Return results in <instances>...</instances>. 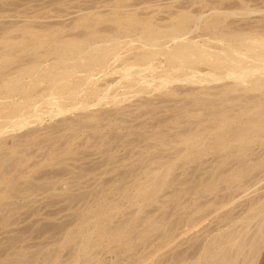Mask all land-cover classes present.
I'll list each match as a JSON object with an SVG mask.
<instances>
[{"label":"rangeland","instance_id":"rangeland-1","mask_svg":"<svg viewBox=\"0 0 264 264\" xmlns=\"http://www.w3.org/2000/svg\"><path fill=\"white\" fill-rule=\"evenodd\" d=\"M92 4L93 6H90ZM229 10H236L237 13L228 15L226 11ZM179 14L180 16L190 14L195 18L192 28H195L194 24H197L199 28L191 34L198 37V40H204L213 33L220 35V29L224 27L227 29L228 25L246 28L255 23L253 27L257 26V29H261L258 32L264 31V0H0V77L4 75V79L0 78L1 86L5 83L3 80L15 77L20 68H26L34 62L42 64L45 69L51 68L55 63L57 67L65 66L67 64L65 58L58 57L55 50H52V48H62L61 44H56L57 42L67 43L100 37L96 43L99 46L102 39L106 37L103 39L106 41H103L104 45L113 46L116 43L113 38L124 41L121 44L120 56L111 63L109 68L97 74L99 77L97 85L101 87V93L104 92L99 101L96 98L77 97L67 102L59 101L57 107L50 106L44 104L46 102L42 100L50 92L46 89L45 94L40 96V104L43 102L41 109L43 111L45 109L42 116L30 115L26 118L24 123L26 125H8L0 129V264H10L15 261L20 264H89L90 262V264H136L137 260L133 262V259H138L142 243L152 241L156 234L148 238L145 236V239L144 233L135 235L138 229L143 228V226L135 227V222L144 221L151 214L155 216L158 214L159 217H166L163 226L167 229L177 219L189 213H192L193 219L197 217L199 220L192 221L195 223L190 224L187 232L181 235L180 239L185 242L183 246L195 239L200 242L197 235L200 237L202 234V239L207 237V242L210 244L215 236L217 238L219 235L230 233V230L233 231L238 224L239 226L246 224V227L242 226L238 233L239 236H243L240 239L242 242L236 243L241 244L242 247L237 251V245L234 246L236 251L233 255L231 253L237 258L234 259L229 255V261L231 264H264V230L258 232V224L264 216V142L262 141L264 130L259 129L261 125H254V129L258 127V133L250 132V134L255 135L254 138L257 140L250 143L248 139H245L243 146L237 142L230 143L227 147L221 145L225 138L221 135L223 131H230L227 138H231L235 135V131L238 132L235 124L251 123L244 117L241 118L238 113L240 106L246 100H242L240 105L237 104L239 99H230L234 93L224 95L220 99V95L215 93H218L225 81L217 79L212 82L203 81L213 79L214 76L211 75L203 74L204 83L191 84V81H185L183 72H174L176 81L170 77L168 86L159 89L151 88V90L143 89L144 82L136 85L128 84L127 79L124 78V74L133 77L135 69L138 68L136 66L130 68L123 63L126 60H134L135 56L142 51L139 48L142 42L138 40V35L141 34L143 26L149 23L157 31L165 32ZM202 14H204L203 18L197 19ZM219 18L227 25L223 24L224 27L222 24L216 25L218 27L214 26L215 24L210 25L213 21L214 23L219 21V24L221 22ZM31 20L32 24L37 23L38 26L37 24L30 26ZM40 23L48 26L44 25V27ZM86 23L87 26H85ZM248 23L250 25L246 26ZM9 24L13 26L10 27ZM240 25L244 26L240 27ZM25 32H28V35ZM13 33L16 34L13 35ZM20 33L21 35L24 33L23 36ZM66 33H69V36L68 34L66 36ZM164 35L165 33L161 34L159 42L161 44L168 42V39L162 38ZM16 44H22V48ZM96 44L93 45L96 46ZM165 44L163 48L166 47ZM211 44L218 43L213 41ZM50 47L51 50L45 52ZM147 50L150 51V49ZM93 51H91L92 55H95L96 51ZM91 52L85 56L91 55ZM39 53H42L43 57ZM31 54L33 58H35L34 54L37 55L36 58L38 56L40 58L31 61L32 57L28 59ZM4 58L8 60L4 61ZM23 58L24 64H22L23 60H20ZM70 58L71 62H74V56ZM163 58V55H158L153 64H149L157 66ZM70 60L69 64H71ZM12 65L15 66L12 67ZM2 69L7 71L2 72ZM43 70L38 71L39 73L37 72L33 78L25 77L24 81L27 84L31 86L33 83L31 86V89L35 88L33 91H38L40 82L44 84V86L40 84L43 88L51 84L50 81L39 82L37 79ZM158 72L155 71L157 75H159ZM146 73L150 74L152 70L145 72V75H148ZM80 74L78 78L75 76L71 80L76 82L80 79ZM157 75H151L155 79L150 76L149 81H161L159 77L157 79ZM201 75L198 73L189 78L199 80L202 79ZM210 82L214 88L211 87ZM207 86L214 90V93L209 96L211 88L207 90ZM177 87L179 91L169 92L171 88ZM204 87L205 92L208 91L207 95L203 92ZM104 88L108 90L106 94ZM198 95L205 98L202 99ZM194 97L200 98L201 102L204 101L197 103ZM205 99H207L206 102ZM192 107L197 109L194 110ZM231 112L233 114L227 117V114ZM214 116L217 120H211ZM257 117L263 118L264 115L259 114ZM74 119L77 123L75 121L70 123ZM227 119H230L229 123L225 124ZM30 130L34 132H29ZM19 133H21L20 138L25 135V140L15 139ZM29 133L32 134L29 135ZM185 139L186 143H184ZM15 141L17 143L13 144ZM239 145L242 148L238 149ZM243 150H246V155L238 159L240 154L245 152ZM222 155L226 159H223L225 157ZM257 155H261L258 160ZM251 158H254L255 163L253 159L252 163L247 162ZM169 165L171 168L168 175L161 185L156 187L152 183L153 171H163ZM253 173L255 175H251ZM249 176L251 177L248 178ZM158 179L156 178L155 182ZM242 182L245 183L242 184ZM145 186L148 193H152L151 196L144 192ZM232 186L234 188H231ZM142 187L143 191L140 192ZM222 193L223 196H221ZM259 194L263 196L260 198ZM109 212L111 214L114 212L113 216ZM143 217L144 219H141ZM249 220L250 223L247 224ZM117 223L123 226H114ZM109 224H113L115 228ZM80 226L85 227V230ZM117 227H119L118 230ZM79 229H82V232ZM126 230H129V235L124 238L121 233ZM248 230L247 235H244ZM131 234L135 235V238L134 242L129 244ZM253 239L256 247H251ZM97 240L99 242L96 244ZM92 241H95L96 245L94 242L93 245ZM231 241L223 239L221 246L228 247ZM90 243L94 246L93 249L87 245ZM103 243L105 246H102ZM71 247L72 251H70ZM212 247L207 252L209 255L203 253L196 264L220 262L218 256L217 259L210 256L212 251L214 253L220 247ZM98 248L100 250L104 248L102 252L99 250L101 254L97 252ZM124 249L130 252L126 254ZM169 253L167 251L162 256L153 257L152 264H157ZM205 255L206 258H204ZM208 256L212 260L215 259L214 262ZM89 258L93 260H88Z\"/></svg>","mask_w":264,"mask_h":264},{"label":"bare ground","instance_id":"bare-ground-1","mask_svg":"<svg viewBox=\"0 0 264 264\" xmlns=\"http://www.w3.org/2000/svg\"><path fill=\"white\" fill-rule=\"evenodd\" d=\"M2 5V4H1ZM95 5V4H94ZM90 6H93L90 5ZM88 7V6H87ZM86 7V8H87ZM4 9V8H3ZM6 9V8H5ZM84 9V8H83ZM249 9V8H247ZM97 10V9H96ZM257 11V10H255ZM175 12V11H174ZM187 12V11H186ZM251 12V10H250ZM253 12V11H252ZM83 13V12H82ZM98 13V12H96ZM182 13V12H181ZM226 13L228 15H234L237 13V11H226ZM258 13V12H257ZM226 14V16H227ZM92 15V14H91ZM114 15V14H113ZM225 15V13H224ZM45 16V15H44ZM62 16V15H61ZM196 16V15H195ZM198 16V15H197ZM204 16V14L200 15L199 17H197V19H202ZM11 17V16H10ZM225 17V16H224ZM226 18V17H225ZM83 19V18H81ZM3 20V19H2ZM35 20V19H34ZM77 20V19H76ZM195 18L190 15V14H182L180 16L179 14V17H176L169 25V28L167 30H165V32H160V31H157L156 28H152L151 25L149 23H146L145 26H143L144 28H142L141 30V34L138 35L139 36V39L140 42H142V44L139 46L140 49H142L141 52H139L136 56H135V59L132 61L130 60H126L123 64L127 67H138L137 69H135L134 71V75L133 77H128L124 74V78H126L127 80V83L128 84H138L140 82H144V86H143V89L144 90H151L152 89H159V88H163L164 86H168L167 84H169L170 82V77H173L172 79L175 80L177 78H174L176 77L175 76V73L176 72H183L182 75L185 76V81L186 80H189L191 81L190 83L191 84H194V83H198V82H203V81H214V80H221V81H225L220 87L218 93H215V94H219L220 95V99L221 97H224V95H229V94H233L231 95L232 97L229 98L232 99V98H236V99H239L237 104H241L242 100H246L240 107V117H244L245 120L247 119V122H251L249 125L248 124H235V128L238 130V132L235 131V135H233V137L231 136V138H227L228 134H230L229 132L230 131H223L221 133L222 136H224L225 138H223V143H221V145H223V147H227L229 146L230 143H234V142H237V143H240L242 146H243V143L245 142V139L251 143L252 141H256L257 139L254 138V136H252V134H250V132H253L254 134L258 133V127L254 129V125L255 126H259V129L260 130H264V117L263 118H258L257 116H259V114H262L264 115V31L263 32H258L259 29H257V26L256 27H253L255 26L256 24L254 23L252 26L250 25V23H248L246 26L250 25V27H246V28H236V27H230L229 25L226 27L227 29H225V24L223 22V20L220 18L218 20H220L221 22L218 24L219 21H217V23H213L210 25H223L224 28H221V34L220 35H217L215 33H213L212 35L208 36L207 38H205L204 40H198L196 38V36H192L191 33H194L195 30H198L199 26L197 24H194L195 28H192L193 25L192 23L194 22ZM225 20V19H224ZM4 21V20H3ZM9 21V20H7ZM38 21V20H36ZM43 21V20H42ZM58 21V20H56ZM198 21V20H197ZM216 21V20H215ZM252 21V20H251ZM6 22V21H5ZM10 22V21H9ZM32 24V20L30 21ZM47 22V21H45ZM63 22V21H62ZM117 22V21H116ZM152 22V20H151ZM250 22V21H249ZM15 23V22H14ZM13 23V24H14ZM18 22H16L17 24ZM49 23H52L49 21ZM154 23V22H153ZM8 24V23H7ZM6 24V25H7ZM15 24V25H16ZM22 24V23H21ZM26 24V23H25ZM34 24H37V23H34ZM34 24L30 25V26H34ZM43 25V23H40ZM53 24V23H52ZM62 24V23H60ZM242 24V23H241ZM4 25L5 27L9 28V26H6ZM10 25V24H9ZM26 25H29V24H26ZM40 25V26H42ZM46 25V24H44ZM43 25V26H44ZM89 25V23H88ZM92 25V23H91ZM94 25V24H93ZM245 25V24H244ZM244 25H240L241 26H244ZM3 26V28H4ZM13 26V25H10V27ZM29 26V27H30ZM38 26V24H37ZM48 26V25H46ZM50 26V24H49ZM55 26V25H54ZM85 26H87V23L85 24ZM216 26V27H218ZM15 27V26H14ZM28 27V28H29ZM45 27V26H44ZM51 27V26H50ZM67 27V26H66ZM215 27V28H216ZM221 27V26H220ZM219 27V28H220ZM262 27V26H260ZM1 28V27H0ZM18 28V27H17ZM58 28V27H56ZM63 28V27H62ZM68 28V27H67ZM98 28V27H97ZM105 28V27H104ZM104 28H101V29H104ZM141 28V27H140ZM214 28V29H215ZM218 28V29H219ZM256 28V29H254ZM5 29V28H4ZM19 29H20V26H19ZM22 29V28H21ZM160 29V28H159ZM2 30V29H1ZM27 30V29H26ZM40 30V29H39ZM55 30V29H54ZM65 30V29H64ZM105 30V29H104ZM216 30V29H215ZM261 30V29H260ZM259 30V31H260ZM46 31V30H45ZM30 32V31H29ZM84 32V31H83ZM88 32V31H87ZM86 32V33H87ZM196 32V31H195ZM8 33V32H7ZM10 33V32H9ZM22 33V32H21ZM20 33V35H21ZM26 34L28 32H25ZM78 33V32H77ZM85 33V34H86ZM165 33L164 36H162V38H166L168 39V42L163 43H159L160 42V39H161V34ZM204 33V32H203ZM11 34V33H10ZM16 34V33H13V35ZM24 34V33H23ZM23 34L21 36H23ZM69 36V33H66L65 35ZM71 34V33H70ZM73 34H76V33H73ZM81 35L83 33H80ZM79 34V35H80ZM20 35H17V36H20ZM28 35V34H27ZM26 35V36H27ZM40 35V33H39ZM57 35V34H56ZM84 35V34H83ZM197 35V34H196ZM8 36V35H7ZM10 37H12V35H9ZM16 36V37H17ZM24 36V37H26ZM15 37V36H14ZM28 37V36H27ZM60 37V36H59ZM50 38V37H49ZM106 38V37H105ZM103 38V39H105ZM111 39V37H109ZM20 39V38H19ZM61 39V38H60ZM75 39V38H74ZM100 37H94L92 39H83V40H80V41H69L67 43H63V42H57L56 44H61L62 45V48L59 46V48L61 49H54L52 48V50H55V53L58 54L59 56L58 57H62V58H65L64 60L67 61V64L65 62L62 63L64 64L65 66L63 67H57L55 64H52L54 66H52L51 68H43L42 64H36L35 62L32 63L30 66L26 67V68H20L21 70L17 73V75H15V77L11 78V79H5L3 81H5V83L1 86L3 88L0 89V129L1 128H4L6 126H14V125H23L25 122H26V118H28L30 115L31 116H37V117H40L44 114L45 112V109L43 111V109H41V98L40 96L41 95H44L45 92H46V89L50 90V92H48L49 94H47V96H44V98H42V100L46 103L44 104H49L50 106L51 105H56V107L58 106V104L63 101V102H67L69 100H72V99H77V97H82L84 99L86 98H96L98 101L99 99H101V95H104V92L103 94L101 93L100 89L101 87H99V85H97V80L99 77H97V74L98 73H101L103 70L109 68V66L111 65V63L113 61H115L119 56H120V49H121V44L124 42V41H117V39L113 38L114 40H116V43L113 45V46H107V45H104L105 44V40L102 39V42L103 43L102 45L99 44V46H97V42L99 41ZM109 39L110 42H113ZM122 39V38H121ZM163 40V39H162ZM165 40V39H164ZM32 41V40H31ZM42 41V40H41ZM105 41V42H103ZM108 41V42H109ZM213 41H216L218 44L216 45H212L211 43ZM8 43V42H7ZM37 43V42H36ZM41 43V42H40ZM114 43V42H113ZM9 44V43H8ZM38 44V43H37ZM36 44V45H37ZM55 44V42H54ZM93 44H96V46H94ZM109 44V43H108ZM163 44L166 45V47H168V49H165L166 47L163 48ZM16 45H20V47L22 46V44H16ZM24 45V44H23ZM25 45H27L25 43ZM33 45V44H32ZM35 45V44H34ZM112 45V44H111ZM14 46V44H13ZM30 46V44H29ZM45 46V45H44ZM49 46V45H48ZM162 46V47H161ZM17 47V46H15ZM36 47V46H35ZM41 47V46H40ZM39 47V48H40ZM19 48V46L17 47ZM22 48V47H21ZM27 48V46H26ZM14 49V47H13ZM147 49H150V51H148ZM16 50V49H15ZM18 50V49H17ZM29 50V48H28ZM51 50V47L49 48V50L47 49L45 52L47 51H50ZM95 50L96 52L94 53L95 55H92L93 53L91 51ZM20 51V50H18ZM16 52V51H14ZM13 52V53H14ZM91 52V55L89 56H85L86 54H89ZM94 52V51H93ZM10 53V52H9ZM24 53V52H23ZM35 53V52H34ZM43 53V52H42ZM42 53H39L40 55ZM28 54V53H27ZM53 54V52H52ZM35 55V58H33V54H31V56L29 57L28 56V59L32 57L31 61L32 60H35L37 58H40V56H38L36 58V54ZM158 55H163L164 58L163 60H160L159 61V65H153L151 66V64L149 63H152L154 62V60L156 59V57ZM11 56V55H10ZM42 56V55H41ZM45 56V55H44ZM48 56V55H47ZM50 56V55H49ZM74 56V62H71V58ZM3 57V56H2ZM6 57V55H5ZM12 57V56H11ZM43 57V56H42ZM52 57V56H51ZM55 57V56H54ZM5 59V58H4ZM28 59H27V62H28ZM46 59V57L44 58ZM55 59H59V58H55ZM61 59V58H60ZM3 60V59H2ZM8 60L5 59L4 61ZM20 60H23V63L24 64V58L23 59H20ZM41 60V59H40ZM54 60V59H52ZM70 60L71 64L68 63V61ZM30 61V60H29ZM48 61V60H47ZM61 61V60H60ZM59 61V62H60ZM21 62V61H20ZM50 62V61H49ZM58 62V64H59ZM45 63V62H44ZM43 63V65H44ZM51 63V62H50ZM21 64V63H20ZM2 65V64H1ZM46 65V63H45ZM61 65V64H60ZM202 65H205L206 68H203L205 66L202 67ZM5 66V65H4ZM15 66V65H14ZM12 65V67H14ZM16 66H17V63H16ZM18 67V66H17ZM7 68V67H6ZM11 68V66H10ZM9 68V70H10ZM55 68V69H54ZM8 69V68H7ZM44 69V70H43ZM1 70V69H0ZM2 69V72H5L7 70H4ZM42 71V73L40 75H38V80L39 82L40 81H46V82H49L50 81V85L48 87H45L43 88L42 86H44V84L42 85L41 82L39 85V89H37L38 91H33V89H31V86L33 85V83L31 84V86L29 84L26 83L25 80V77L26 76H30L31 78H33V76L38 72V71ZM113 70V69H112ZM115 70V69H114ZM148 70V71H147ZM152 70V73L148 74V75H145V72H149ZM207 70V71H206ZM155 71H159V75H157L155 73ZM162 71V74H160ZM14 72V71H13ZM111 72V71H110ZM165 72V73H164ZM175 72V73H174ZM39 73V72H38ZM79 73L80 74V79L77 80L76 82H74L73 80L71 79H74L72 77H77L79 76ZM108 72H106L107 74ZM153 73H155L154 75H157V79H162L161 81L157 82V80L153 81H149V77L153 75ZM164 73V74H163ZM198 73H201V77L202 76H214L213 79H209V80H203L204 77H202V79H197V80H193V79H190L189 77H191L192 75H197ZM8 74V72H7ZM11 74V73H10ZM111 74V73H110ZM204 74V75H203ZM37 75V74H36ZM4 76V75H3ZM3 76H1L3 78ZM152 76L150 78H152ZM0 77V78H1ZM156 77V76H155ZM159 77V78H158ZM200 77V78H201ZM78 78V77H77ZM181 78V77H180ZM179 78V79H180ZM4 79V78H3ZM152 79H155V78H152ZM184 79V78H182ZM196 79V78H194ZM205 79V78H204ZM2 80V79H0ZM27 80V79H26ZM181 80V79H180ZM203 80V81H202ZM33 81V80H32ZM176 81V80H175ZM179 81V80H177ZM182 81V80H181ZM2 82V81H1ZM0 82V83H1ZM38 82V81H37ZM207 82V83H208ZM211 82L209 84H211ZM204 83V82H203ZM202 83V84H203ZM49 84V83H47ZM221 84V83H220ZM197 85V84H196ZM206 85V84H205ZM215 85V84H214ZM46 86V85H45ZM109 86V85H107ZM131 86V85H129ZM213 85L211 84V87ZM35 87H37V83H35ZM187 87V86H186ZM198 87V86H197ZM210 86L208 87L207 86V90L211 88ZM43 88V89H41ZM107 88V87H106ZM189 88V87H188ZM205 88V87H204ZM214 88V87H212ZM211 88V89H212ZM41 89V90H40ZM108 89V88H107ZM170 89V88H169ZM180 89V87H179ZM211 89L209 90V93H208V96L209 94H213L214 93V90L211 91ZM105 90V88L103 89ZM183 90V89H181ZM187 90V89H186ZM190 90V88H189ZM206 88L203 90V92H205ZM108 90H105V94ZM179 91L178 90V87L177 88H171V90L169 92L171 93H175ZM184 91V90H183ZM33 92H36V93H33ZM189 92V91H188ZM203 92H201V94H204ZM208 91L205 92V95H207ZM217 92V91H215ZM167 93V92H166ZM108 94V93H107ZM223 95V96H222ZM199 96V95H198ZM214 96V95H213ZM189 97V96H187ZM191 97V96H190ZM189 97V98H190ZM200 98L204 96H199ZM207 97V96H206ZM116 98V96H115ZM199 98V99H200ZM205 98V97H204ZM209 98V97H207ZM216 98V97H215ZM195 99V97H194ZM198 98H196L195 100H197L196 102L198 103L200 100ZM201 99V100H202ZM223 99V98H222ZM228 99V98H227ZM116 100V99H115ZM195 100H194V103H195ZM207 99H205V102H206ZM60 101V102H59ZM204 101V100H203ZM202 101V102H203ZM240 101V102H239ZM200 101V103H202ZM246 104V105H245ZM262 104V105H261ZM48 105V106H49ZM89 105V104H88ZM201 105V104H200ZM238 105V106H239ZM44 106V105H42ZM49 106V107H50ZM46 107V105H45ZM48 107V108H49ZM190 108V107H189ZM192 109H194L192 107ZM197 109V108H195ZM194 109V110H195ZM235 110V109H234ZM236 110H238L236 108ZM235 110V111H236ZM47 111V110H46ZM53 112V111H52ZM47 113V112H46ZM45 113V114H46ZM49 113V112H48ZM212 113V112H211ZM237 113V112H236ZM233 114V112L227 114V117L228 116H231ZM54 115V114H53ZM52 115V116H53ZM214 115V114H213ZM233 117V116H232ZM262 117V116H261ZM212 119L211 120H217V118L214 116V117H211ZM214 118V119H213ZM240 119V118H239ZM203 120V119H202ZM219 120V119H218ZM229 120L230 119H227L225 124L229 123ZM243 120V119H242ZM43 121V120H42ZM73 122H70V123H77V120H72ZM75 121V122H74ZM241 122V121H240ZM237 123V122H235ZM47 124V123H46ZM50 124V123H49ZM26 125V124H24ZM70 125V124H69ZM72 125V124H71ZM199 125V124H198ZM44 126V125H43ZM42 126V127H43ZM48 126V124H47ZM50 127V126H49ZM46 128V127H44ZM43 129V128H42ZM33 130V129H32ZM40 130V129H39ZM204 130V129H203ZM29 132H34V131H29ZM36 132V130H35ZM260 132V131H259ZM25 133V132H24ZM32 133H29L32 134ZM20 134V135H19ZM17 135V137H15V139H17V141H19V138L21 136V133H19ZM193 134V133H192ZM247 134H249L248 136H246ZM195 135V133L193 134ZM264 135V133H263ZM191 136V135H190ZM218 136V135H217ZM25 135L22 136V138H20V141L22 140H25L24 139ZM196 137V136H195ZM220 137V136H219ZM30 138V137H29ZM258 138V137H256ZM189 138L187 137V140ZM259 139V138H258ZM196 140V138H195ZM226 140V141H225ZM17 141H15L13 144H16ZM186 143V139L184 140ZM261 141V140H260ZM262 141L264 142V138L262 139ZM261 141V142H262ZM260 142V143H261ZM194 143V142H193ZM12 144V146H13ZM20 144V143H19ZM4 145V144H2ZM1 145V146H2ZM18 145V144H17ZM241 145H239V148H242ZM238 147V146H237ZM248 149V148H247ZM250 149V148H249ZM18 151V150H17ZM245 152L243 153H239L240 156L238 159L244 157L246 155V150H243ZM238 154V155H239ZM228 155V154H227ZM223 156V155H222ZM229 156V155H228ZM261 155H257V160L259 159ZM221 157V156H220ZM225 157V156H223ZM222 158V157H221ZM263 158V157H262ZM223 159H226L223 158ZM222 159V160H223ZM248 159V158H247ZM246 159V160H247ZM253 159V162H254V158H251L250 161L247 160L248 163H252L251 160ZM256 160V161H257ZM224 161V160H223ZM259 162V161H258ZM255 163V162H254ZM171 166H167L165 168V170L161 171V170H154L152 175H153V178H152V183H154V185L156 187H159L161 185V183L164 181L165 177L168 175L169 173V170H170ZM245 171V170H243ZM248 171V170H247ZM242 172V171H241ZM242 174V173H241ZM251 175H255L254 173L251 174ZM239 177V176H237ZM251 176H249L248 178H250ZM253 177V176H252ZM156 178H159L158 181L155 182V179ZM248 181V179H247ZM238 182V181H237ZM236 182V183H237ZM253 182V181H252ZM245 182H242V184H244ZM237 185V184H236ZM235 185V187H236ZM248 185V184H247ZM230 188V187H229ZM231 188H234L233 186ZM221 189V188H220ZM245 189V188H244ZM143 191V187L140 188V192ZM157 191V189H156ZM226 191V190H225ZM139 192V191H138ZM144 192L147 194V195H150L152 193H148L147 191V186H145L144 188ZM142 192V193H144ZM212 192V191H211ZM214 192V191H213ZM233 192V191H232ZM231 192V193H232ZM240 193V192H239ZM242 193V192H241ZM224 194L227 196V193L224 192ZM264 194V193H263ZM263 194H259L260 198L261 196H263ZM145 195V194H143ZM142 197H145L143 196ZM146 195V196H147ZM241 195V194H239ZM223 196V193L222 195ZM235 196V194H234ZM149 197V196H148ZM225 197V196H224ZM256 198V197H255ZM255 201V200H254ZM216 202V200H215ZM253 202V201H252ZM262 202V201H261ZM247 203V202H246ZM244 205V204H243ZM246 205V204H245ZM183 208V206H181ZM246 209V208H245ZM243 209V210H245ZM192 211V210H191ZM101 212V211H99ZM189 212V211H188ZM110 213V212H109ZM150 213V212H149ZM158 213V212H157ZM162 213V212H161ZM238 213V212H237ZM102 214V213H101ZM111 214V213H110ZM114 214V212H113ZM113 214H111L113 216ZM148 214V213H147ZM156 214V213H155ZM166 214V213H165ZM191 214L192 213H189L187 216L185 215V217L183 216V218H180V219H177L176 222H173L169 227L164 228L163 226V221L166 219V217H162V216H155L154 214H151L150 216L146 217L144 221H138V222H135L136 224L134 225L135 227H138L140 228L141 226H143L142 229H138L137 232L135 233V235H142V233H144V239L152 234H156V237H154L155 239H153L151 237V240L152 241H144L145 243H142V247L141 250L139 251L138 255V259H133V262L136 261V264H149L151 262L152 264V261H154V258L155 256L157 255H164L165 252L169 251L170 253L164 258H161V260H159V262H157V264H196L198 260H200V256L204 253L207 254V252H209V250L212 248H217V247H220L219 249H217V251H215L214 253L211 252L210 256L212 258H218L220 259V264H231V262L229 261V255H233V253H235V251H239L238 249L241 246V244L237 245L236 243L238 241H240V243L242 242V239L241 237L243 236H239V229L243 228L242 226L246 227V224L242 225V226H239L240 224H238L236 226V228L232 231L230 230L231 232L230 233H225V235H222L219 237L217 236V238L214 237V239L212 238V240L210 241V244H208V240H207V237H204L202 239V235L199 237L198 236V239L200 242H198V240L196 241V237L194 238L195 240L191 243H188L186 244L185 246H183V244L185 243L184 241H182L180 239L181 235L186 233L187 230L190 228V224L192 223H195V222H192V221H195V219L199 220L197 217L195 219H193L191 217ZM235 214V213H234ZM99 215V214H98ZM109 215V217L111 216ZM159 215H161L159 213ZM169 215V214H167ZM236 215V214H235ZM234 215V216H235ZM240 215V214H239ZM102 216H105V215H102ZM107 217V216H106ZM135 217V216H134ZM95 218V216H94ZM129 218V217H128ZM179 218V217H178ZM234 218V217H233ZM237 218V217H236ZM97 219V218H96ZM94 219V220H96ZM110 219V218H109ZM134 219V218H133ZM138 219V217H137ZM141 219H144L141 218ZM140 219V220H141ZM232 219V218H231ZM239 219V218H238ZM106 220V219H105ZM108 220V218H107ZM196 220V221H197ZM230 220V219H229ZM228 220V222H229ZM244 220V219H243ZM91 221V220H90ZM120 221V220H118ZM122 221V220H121ZM125 221V220H123ZM130 221V220H129ZM97 222V220H96ZM95 222V224H96ZM100 222V221H99ZM107 222V221H106ZM109 222V221H108ZM128 222V221H127ZM226 222V221H225ZM86 223V222H85ZM84 223V224H85ZM102 223V222H101ZM115 223V222H114ZM123 223V222H122ZM218 223V222H217ZM246 223V222H244ZM250 223V220L249 222H247V224ZM87 224V223H86ZM86 224H85V227H86ZM128 224V223H126ZM125 224V225H126ZM133 224V223H132ZM226 224V223H225ZM88 225V224H87ZM104 225V223H103ZM107 225V223H106ZM111 225L112 228H115L113 227V224H109V226ZM102 226V224H101ZM100 226V227H101ZM114 226H123L122 224L121 225H118L117 224H114ZM248 226V225H247ZM81 227V226H80ZM79 227V228H80ZM85 227H81L82 229L85 230ZM110 227V228H111ZM125 227V226H124ZM132 227V225L130 226ZM129 227V228H130ZM98 228V227H97ZM109 228V227H108ZM109 228V229H110ZM119 227H117V230H118ZM219 228V227H218ZM250 228V227H248ZM82 229H79L80 231ZM100 230L102 229L99 228ZM107 229V228H105ZM104 229V230H105ZM122 229V228H121ZM125 229V228H124ZM128 229V228H126ZM247 229V228H246ZM68 230V229H67ZM95 230V229H94ZM245 230V229H244ZM264 230V216L263 218L261 219V221L259 222L258 224V232L260 231H263ZM179 231V232H178ZM205 231V230H204ZM203 231V232H204ZM214 231V230H213ZM246 231V230H245ZM82 232V231H81ZM84 232V231H83ZM89 232V231H87ZM92 232V231H91ZM99 232V231H98ZM113 232V231H111ZM117 232V231H115ZM123 232V230H122ZM249 230L247 232H243L244 235H247L246 233H248ZM101 233V232H100ZM107 233V232H105ZM242 233V235H243ZM81 234H84V233H81ZM92 234V233H91ZM104 234V233H102ZM111 234V233H110ZM109 234V235H110ZM115 234V233H114ZM120 234V233H119ZM118 234V235H119ZM122 236L125 238V236H128L129 235V230L124 233H121ZM209 234V233H207ZM221 234V233H220ZM223 234V233H222ZM86 235V234H84ZM98 235V234H97ZM101 235V234H100ZM112 235V234H111ZM117 235V234H116ZM135 235L131 234V236H129V244L132 243V241L134 242V238H135ZM217 235V234H216ZM99 236V235H98ZM97 236V237H98ZM106 236V235H105ZM113 236V235H112ZM146 236V237H145ZM155 236V235H154ZM205 236V234H204ZM207 236V235H206ZM96 237V238H97ZM102 238V236H99ZM98 237V238H99ZM108 237V236H107ZM110 237V236H109ZM116 237V236H115ZM114 237V238H115ZM89 238V237H88ZM92 238V237H91ZM94 238V237H93ZM104 238V237H103ZM113 238V239H114ZM117 238V237H116ZM140 238V237H139ZM138 238V239H139ZM142 238V239H143ZM86 239V237H85ZM95 239V238H94ZM143 239V240H144ZM150 239V238H149ZM148 239V240H149ZM211 239V238H210ZM223 239L224 240H229L230 239V243L228 245V247L226 246H221L222 245V242H223ZM76 240V239H75ZM79 240V239H77ZM96 240V239H95ZM100 240V239H99ZM99 240H97L96 244L99 242ZM111 241V239H109ZM108 240V241H109ZM141 240V239H140ZM140 240H138L139 242H141ZM181 240V241H180ZM244 240V239H243ZM82 241V240H81ZM81 241L79 243H81ZM91 241V240H89ZM78 242V241H76ZM86 242V241H85ZM95 244V241H92V244ZM105 242V241H104ZM111 242H114V241H111ZM127 242V241H126ZM125 242V243H126ZM137 242V240H136ZM147 242V243H146ZM207 242V244H206ZM74 243V242H73ZM87 243V242H86ZM120 243V241H119ZM119 243H118V246H119ZM239 243V242H238ZM93 244V245H94ZM95 244V245H96ZM104 245L102 246H105V243H103ZM108 244V242H107ZM124 244V243H123ZM138 244V243H137ZM197 244V245H196ZM85 245V244H83ZM89 245V247H92L93 249V245L90 244H87ZM117 245V244H115ZM122 245V244H121ZM125 245V244H124ZM123 245V247H124ZM135 245V244H134ZM139 245V244H138ZM212 245V246H211ZM236 250L234 249V246H236ZM118 246H116L118 248ZM127 246V245H126ZM129 246H132V245H129ZM141 246V245H140ZM182 246V247H180ZM211 246V247H210ZM252 246H255V241L253 239V241L251 242V247ZM84 248H86L85 246H83ZM88 247V246H87ZM120 247V246H119ZM133 247V246H132ZM131 247V248H132ZM139 247V246H137ZM256 247V246H255ZM75 248V247H74ZM81 248V247H80ZM115 247H113V250L115 251L114 249ZM139 248V249H140ZM83 249V248H82ZM104 249V248H103ZM100 250L99 248L97 249V252H99V250L102 252L103 251ZM121 249V247L119 248ZM118 249V250H119ZM123 249V248H122ZM85 249H83L84 251ZM112 250V249H111ZM117 250V249H116ZM128 250V249H127ZM124 249V252L127 254V252H130L127 251ZM137 250V249H136ZM136 250L134 251V253L136 252ZM166 250V251H165ZM72 251V247H71V250ZM81 251V250H80ZM79 251V253H80ZM86 251V250H85ZM113 251V252H114ZM142 251H145V253H140ZM96 252V253H97ZM112 252V253H113ZM123 252V251H122ZM52 253V252H51ZM55 254V251L53 252ZM52 253V254H53ZM90 253V252H89ZM94 253V252H93ZM133 253V254H134ZM56 254H58L56 252ZM87 254V253H86ZM92 254V253H91ZM101 254V253H100ZM98 254V256L100 255ZM129 254V253H128ZM131 254H132V251H131ZM130 254V255H131ZM167 254V253H166ZM47 255V254H46ZM45 255V256H46ZM49 255V253H48ZM47 255V256H48ZM68 255V254H67ZM71 255V254H70ZM69 255V256H70ZM209 255V254H207ZM231 255V256H232ZM56 256V255H55ZM66 256V255H65ZM81 256V255H80ZM83 256V255H82ZM94 256V255H93ZM92 256V257H93ZM97 256V255H96ZM129 256V255H128ZM127 256V257H128ZM218 256V257H217ZM50 257V256H49ZM48 257V258H49ZM75 257V256H74ZM91 257V256H90ZM135 257V256H134ZM154 257V258H153ZM204 257V256H203ZM202 257V258H203ZM209 257V256H208ZM233 257V256H232ZM53 258V257H52ZM86 258V256H85ZM129 258V257H128ZM132 258V257H131ZM206 258V255L205 257ZM210 258V257H209ZM212 258H210L212 260ZM234 259L237 258L236 257H233ZM67 260V258H65ZM64 259V260H65ZM88 260H93V259H88ZM130 260V259H129ZM157 260V259H156ZM206 260V259H205ZM210 260V261H211ZM215 260V259H214ZM214 260H212L214 262ZM237 260V259H236ZM131 261V260H130ZM150 261V262H149ZM11 262V261H10ZM9 262V263H10ZM70 262V260H69ZM90 262V261H89ZM97 262V261H96ZM132 262V261H131ZM199 262V261H198ZM208 262V261H207ZM212 262V263H213ZM217 262V261H216ZM12 263V262H11ZM10 263V264H11ZM16 263V261L14 262ZM12 263V264H14ZM18 263V262H17ZM16 263V264H17ZM86 263V262H85ZM91 263V262H90ZM89 263V264H90ZM95 263V262H94ZM217 263V264H218ZM233 263V262H232ZM20 264V263H18ZM133 264V263H132ZM154 264V263H153ZM205 264V263H204ZM210 264V262H209ZM216 264V263H215Z\"/></svg>","mask_w":264,"mask_h":264}]
</instances>
